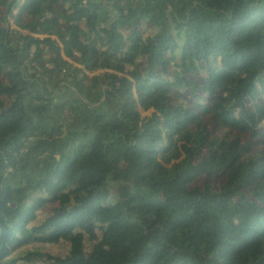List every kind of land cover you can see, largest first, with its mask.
<instances>
[{"label":"trees","instance_id":"1","mask_svg":"<svg viewBox=\"0 0 264 264\" xmlns=\"http://www.w3.org/2000/svg\"><path fill=\"white\" fill-rule=\"evenodd\" d=\"M13 3L0 264H264V0Z\"/></svg>","mask_w":264,"mask_h":264},{"label":"rangeland","instance_id":"2","mask_svg":"<svg viewBox=\"0 0 264 264\" xmlns=\"http://www.w3.org/2000/svg\"><path fill=\"white\" fill-rule=\"evenodd\" d=\"M21 0H15V3L12 4L9 12L10 13H16L18 10V6H19V3H20ZM0 12H1V9H0ZM10 24L18 29H20L22 32H26V30H24L23 28H21L20 26L14 24L13 20L10 21ZM38 35V34H37ZM42 36V34H39ZM154 111V110H153ZM163 147L166 146L165 142H162L161 144ZM189 144H187L186 142H179L178 143V148H179V151L181 153V156L178 158L180 159L184 153V147L187 146ZM212 149H219L220 151H222L225 155L229 156L231 159L235 158V157H238L240 159V161L242 163H245L247 165H253L254 163H259L260 164V168L262 169L263 171V177H264V165L262 164V160H261V157L259 155H244L243 154V151L241 148H232V149H229V148H216V147H211ZM177 160V159H176ZM175 159L172 160L169 164H173L175 161ZM241 251L243 252V254L245 256H251V254L253 252H256L258 254H260L261 256L264 255V239L262 238L259 242H257L256 245H254L251 249H246L244 245L241 246Z\"/></svg>","mask_w":264,"mask_h":264},{"label":"water","instance_id":"3","mask_svg":"<svg viewBox=\"0 0 264 264\" xmlns=\"http://www.w3.org/2000/svg\"><path fill=\"white\" fill-rule=\"evenodd\" d=\"M19 9H20V7L18 6L17 10H19Z\"/></svg>","mask_w":264,"mask_h":264}]
</instances>
